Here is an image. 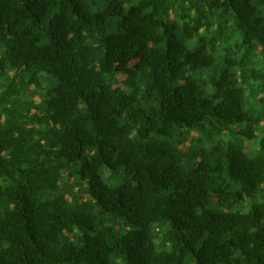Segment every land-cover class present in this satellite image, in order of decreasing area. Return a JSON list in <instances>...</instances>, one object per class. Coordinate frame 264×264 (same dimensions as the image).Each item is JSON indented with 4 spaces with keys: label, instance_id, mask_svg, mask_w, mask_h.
<instances>
[{
    "label": "trees",
    "instance_id": "1",
    "mask_svg": "<svg viewBox=\"0 0 264 264\" xmlns=\"http://www.w3.org/2000/svg\"><path fill=\"white\" fill-rule=\"evenodd\" d=\"M0 264H264V0H0Z\"/></svg>",
    "mask_w": 264,
    "mask_h": 264
}]
</instances>
